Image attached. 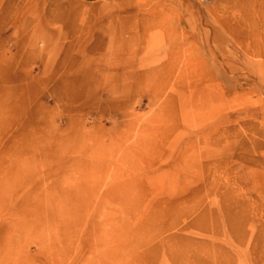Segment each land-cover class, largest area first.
Instances as JSON below:
<instances>
[{
	"label": "rangeland",
	"instance_id": "1",
	"mask_svg": "<svg viewBox=\"0 0 264 264\" xmlns=\"http://www.w3.org/2000/svg\"><path fill=\"white\" fill-rule=\"evenodd\" d=\"M0 264H264V0H0Z\"/></svg>",
	"mask_w": 264,
	"mask_h": 264
},
{
	"label": "bare ground",
	"instance_id": "2",
	"mask_svg": "<svg viewBox=\"0 0 264 264\" xmlns=\"http://www.w3.org/2000/svg\"><path fill=\"white\" fill-rule=\"evenodd\" d=\"M37 12V13H36ZM38 11H35V18L37 17L38 18ZM61 20H65V19H63V17H61V18H56V19H54V20H52V21H50V22H55V21H61ZM50 22L48 21V20H45L43 23H45V24H50ZM40 25L38 24L37 26H35L34 27V29H33V31H32V35H37V33L39 32V31H41L40 30V27H39ZM28 42H31V41H28ZM32 44V43H31ZM84 50H85V52H86V49L84 48V49H82V52L81 53H83L84 52ZM52 51H53V49H52ZM54 52H57V50L55 49V51ZM128 62V60L127 61H118V60H116V61H114V65L112 66L111 65V63H109V62H107V61H103V65L105 66V67H109V68H111V67H115V68H120V67H122L123 66V64H128L127 63ZM91 63H93L92 62V60H91V58H88L87 59V61H83L82 62V64H81V69H86L87 67H89L90 66V64ZM59 68L60 69H63V68H65V62L63 61L62 63H60L59 64ZM58 74V70L57 69H54L53 71H52V74H51V78L52 77H54V76H56ZM7 80H9V81H7V82H10L12 79H7ZM11 83V82H10ZM10 97H11V95H10Z\"/></svg>",
	"mask_w": 264,
	"mask_h": 264
}]
</instances>
